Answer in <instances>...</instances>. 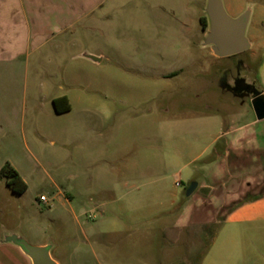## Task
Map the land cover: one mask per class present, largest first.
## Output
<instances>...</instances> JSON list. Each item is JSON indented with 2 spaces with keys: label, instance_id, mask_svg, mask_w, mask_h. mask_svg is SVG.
Instances as JSON below:
<instances>
[{
  "label": "rangeland",
  "instance_id": "374dc122",
  "mask_svg": "<svg viewBox=\"0 0 264 264\" xmlns=\"http://www.w3.org/2000/svg\"><path fill=\"white\" fill-rule=\"evenodd\" d=\"M13 1L34 20L18 25L31 35L20 57L26 94L46 98L51 116L29 103L25 133L39 163L26 190L15 194L0 177V251L13 258L14 229L59 264H264L263 221L222 241L227 227L191 225L197 200L186 195L204 178L210 136L251 108L249 93L226 84L242 77L263 88L252 47L264 0H222L232 17L250 10V47L227 57L203 44L206 0ZM59 95L70 100L67 114L52 111L48 100ZM59 189L70 191L68 203L54 196Z\"/></svg>",
  "mask_w": 264,
  "mask_h": 264
},
{
  "label": "crops",
  "instance_id": "0c3cea01",
  "mask_svg": "<svg viewBox=\"0 0 264 264\" xmlns=\"http://www.w3.org/2000/svg\"><path fill=\"white\" fill-rule=\"evenodd\" d=\"M50 1L52 4L56 3L55 0ZM50 1L45 2L50 5ZM13 3V0H0V167L9 162L27 185L26 176L39 163L25 133L29 103H35L36 106L33 105L32 108L39 109L46 116H51V112L44 107L46 98L30 100L27 97L28 65L20 57L27 53L31 35L29 31H20L18 25H28L34 20L27 8L20 13L13 8ZM19 3L22 4V1ZM63 3L76 5L77 2L67 0ZM252 52L259 53L258 71L264 76V31L260 42L252 47ZM226 87L231 89L230 84H226ZM259 89L264 93V79L263 88ZM55 97L48 101L52 103ZM67 99L69 110L56 113L52 109L54 114L64 115L71 110L70 100L68 97ZM250 100L251 95L248 96V103ZM243 102L241 106L244 105ZM250 110L244 107L240 113L244 114V122L210 136L204 148H210L212 155L204 162L205 175L202 182H197L190 194L195 195L197 200L192 212L195 219L190 220L191 225L202 228L223 225L230 234L222 241L229 239V243L234 241L237 226L247 222H264V119L257 120L254 112L250 114ZM194 117L191 116V119ZM64 194L71 196L69 190L60 189L54 196L61 202L68 203L70 199L65 198ZM12 234L23 239L22 233L17 230L13 229ZM12 244L13 258L5 255L8 254V249L1 250L0 264H32L23 251ZM213 258L215 260L209 264H220L222 259L230 262L229 257ZM200 264H206V257L201 259Z\"/></svg>",
  "mask_w": 264,
  "mask_h": 264
},
{
  "label": "water",
  "instance_id": "95a60500",
  "mask_svg": "<svg viewBox=\"0 0 264 264\" xmlns=\"http://www.w3.org/2000/svg\"><path fill=\"white\" fill-rule=\"evenodd\" d=\"M205 14L207 17L208 31L203 44L210 46L213 54L217 57H227L241 53L250 47L245 36V29L249 19L250 10L247 9L237 17L230 16L222 3V0H206ZM98 61L99 58L89 56ZM234 90H245L251 95V107L257 120L264 119L263 91L252 83H248L240 77L234 82ZM197 183L191 182L186 190L189 196L196 188ZM16 244L23 253L31 260L32 264H59L50 254L47 245H32L24 239L11 236L8 238Z\"/></svg>",
  "mask_w": 264,
  "mask_h": 264
},
{
  "label": "trees",
  "instance_id": "16d2710c",
  "mask_svg": "<svg viewBox=\"0 0 264 264\" xmlns=\"http://www.w3.org/2000/svg\"><path fill=\"white\" fill-rule=\"evenodd\" d=\"M201 21L206 26V18L201 19ZM52 105L56 113H64L70 108L66 95L53 98ZM0 177L4 179L6 186L15 194H21L27 188L26 183L9 162L3 163L0 167Z\"/></svg>",
  "mask_w": 264,
  "mask_h": 264
},
{
  "label": "built area",
  "instance_id": "2783aa9c",
  "mask_svg": "<svg viewBox=\"0 0 264 264\" xmlns=\"http://www.w3.org/2000/svg\"><path fill=\"white\" fill-rule=\"evenodd\" d=\"M175 184L178 185L179 182L176 181ZM38 201H39L41 204H43V205L50 206L49 199H48L45 195H40V196L38 197Z\"/></svg>",
  "mask_w": 264,
  "mask_h": 264
},
{
  "label": "flooded vegetation",
  "instance_id": "af4514ba",
  "mask_svg": "<svg viewBox=\"0 0 264 264\" xmlns=\"http://www.w3.org/2000/svg\"><path fill=\"white\" fill-rule=\"evenodd\" d=\"M240 77H238V78H236L235 80H234V82L237 80V79H239ZM234 82H233V84L232 85H230V88L232 89V90H234L233 89V87H234ZM250 83H252L253 85H255L254 84V82H250ZM235 92H243V91H245V90H234ZM246 92V91H245ZM250 95V94H249ZM263 97H264V94H263Z\"/></svg>",
  "mask_w": 264,
  "mask_h": 264
}]
</instances>
